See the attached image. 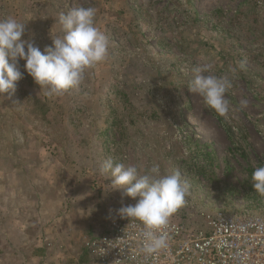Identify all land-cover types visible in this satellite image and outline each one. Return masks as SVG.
Wrapping results in <instances>:
<instances>
[{
	"label": "rangeland",
	"instance_id": "rangeland-1",
	"mask_svg": "<svg viewBox=\"0 0 264 264\" xmlns=\"http://www.w3.org/2000/svg\"><path fill=\"white\" fill-rule=\"evenodd\" d=\"M77 7L96 9L105 60L60 96L24 73L0 97V209L9 216L0 264H33L28 246L44 247L46 232L47 264H86L84 240L131 200L101 174L107 159L179 171L189 193L171 219L184 226L219 212L264 215L251 186L264 166V0H0V19L24 23L23 38L43 51L62 35L59 13ZM196 67L231 81L225 116L188 91ZM13 197L23 200L15 223Z\"/></svg>",
	"mask_w": 264,
	"mask_h": 264
},
{
	"label": "clouds",
	"instance_id": "clouds-1",
	"mask_svg": "<svg viewBox=\"0 0 264 264\" xmlns=\"http://www.w3.org/2000/svg\"><path fill=\"white\" fill-rule=\"evenodd\" d=\"M96 9L77 7L61 12L58 23L62 35L52 39L43 51L31 39H24L26 25L15 17L0 19V97L15 92L24 73L30 76L49 97L78 89L87 69L103 62L108 55V38L95 26ZM23 61V72L20 68ZM188 91L199 95L205 107L220 116L229 111L225 93L232 87L227 78L204 75L196 67ZM246 103V102H245ZM101 174L111 177L110 188L123 190L134 204L122 203L115 212L120 218L132 219L143 225V251L152 254L167 247L168 226L172 215L185 203L188 183L177 170L162 173L158 164L148 169L104 161ZM252 189L264 196V166L256 167L251 175ZM112 210H110L111 212Z\"/></svg>",
	"mask_w": 264,
	"mask_h": 264
},
{
	"label": "built area",
	"instance_id": "built-area-1",
	"mask_svg": "<svg viewBox=\"0 0 264 264\" xmlns=\"http://www.w3.org/2000/svg\"><path fill=\"white\" fill-rule=\"evenodd\" d=\"M134 200L124 205L134 204ZM111 209L102 228L83 243L86 264H264V215L206 214L199 228L170 218L167 247L143 251V225Z\"/></svg>",
	"mask_w": 264,
	"mask_h": 264
},
{
	"label": "crops",
	"instance_id": "crops-1",
	"mask_svg": "<svg viewBox=\"0 0 264 264\" xmlns=\"http://www.w3.org/2000/svg\"><path fill=\"white\" fill-rule=\"evenodd\" d=\"M20 198V197H19ZM17 198V197H13V199H12V218H11V222L12 223H15V220L16 219H21V216H20V212H21V209H22V206L21 207H19V205L18 204H23V200L20 198ZM42 202V201H41ZM43 203L44 204H52L53 203V201L52 200H49V199H45V201H43ZM0 205H4V199L3 198H1L0 199ZM3 208L1 207V209H0V211L2 212V214H0V220H1V225H4L2 222H4L3 221V219H4V216H5V219H7V217H9L7 214H5L4 215V213H3ZM51 222V221H50ZM3 227V226H2ZM0 228V237L1 238H3V236L5 235V234H7L8 233V231L9 230H5L4 231V228ZM18 228V227H17ZM17 228H15V226H13L12 228H11V235L12 236H15V235H19L20 233V231H19V228L17 229ZM71 229H73L72 227H70ZM28 230V229H27ZM34 233V232H33ZM41 235V234H40ZM40 235H33V241H35L36 240V238L35 237H39ZM51 238H52V236H51V233H45V234H43V236H40V242L42 241L43 242V244L45 243V246L44 247H42L41 249H40V247L42 246L41 244L40 245H37V244H33L32 246H33V248L32 247H30V246H28V248H29V250H27V251H29V258H28V260H31L32 259V261H33V264H36V263H38V262H40V263H42V264H47V260H48V257H49V255H48V250H49V248H48V244L46 243L47 242V240L50 242V244H51ZM38 242V241H37ZM36 242V243H37ZM43 250H44V253H45V256L43 255ZM37 253H42V256H40V255H38ZM28 256V255H27ZM43 259H45L44 261H43Z\"/></svg>",
	"mask_w": 264,
	"mask_h": 264
}]
</instances>
